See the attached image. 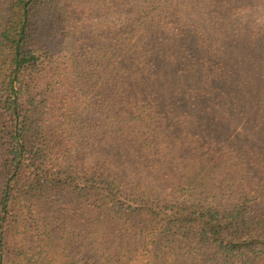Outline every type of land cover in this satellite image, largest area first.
<instances>
[{"label": "trees", "instance_id": "16d2710c", "mask_svg": "<svg viewBox=\"0 0 264 264\" xmlns=\"http://www.w3.org/2000/svg\"><path fill=\"white\" fill-rule=\"evenodd\" d=\"M0 264H264V0H0Z\"/></svg>", "mask_w": 264, "mask_h": 264}, {"label": "rangeland", "instance_id": "374dc122", "mask_svg": "<svg viewBox=\"0 0 264 264\" xmlns=\"http://www.w3.org/2000/svg\"><path fill=\"white\" fill-rule=\"evenodd\" d=\"M251 152H252L253 156L257 155V154H256V153H257V148H256L255 146H252V147H251ZM258 154H259L260 156H263L261 152L258 153Z\"/></svg>", "mask_w": 264, "mask_h": 264}]
</instances>
